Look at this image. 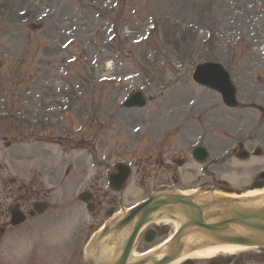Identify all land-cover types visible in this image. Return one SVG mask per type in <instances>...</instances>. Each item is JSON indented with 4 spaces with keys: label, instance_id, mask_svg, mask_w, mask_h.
Segmentation results:
<instances>
[{
    "label": "rangeland",
    "instance_id": "374dc122",
    "mask_svg": "<svg viewBox=\"0 0 264 264\" xmlns=\"http://www.w3.org/2000/svg\"><path fill=\"white\" fill-rule=\"evenodd\" d=\"M30 23L43 28L30 31ZM0 62V211L15 204L21 184L48 203L43 216L5 234L0 264H84L79 251L106 219L73 201L65 164L89 163L85 151L98 164L126 162L132 174L122 202L136 204L161 184L154 159L166 119L184 122L189 144L206 137L216 181L235 194L264 172V114L227 109L190 79L196 65L218 63L239 102L264 108V0H0ZM137 91L150 100L146 108L121 109ZM238 143L261 156L238 161ZM192 164L182 171L183 190L206 180ZM149 248L137 242L133 251ZM254 252L236 258L264 264Z\"/></svg>",
    "mask_w": 264,
    "mask_h": 264
},
{
    "label": "water",
    "instance_id": "95a60500",
    "mask_svg": "<svg viewBox=\"0 0 264 264\" xmlns=\"http://www.w3.org/2000/svg\"><path fill=\"white\" fill-rule=\"evenodd\" d=\"M193 80L198 84L212 87L221 92L225 105L238 106L233 100L231 83L226 73L219 66L213 64L198 66L193 75ZM144 104L143 96L135 94L124 103V107H143ZM198 152L196 151V153ZM245 157L247 155L244 153L238 155V158L241 159ZM253 187L258 188L256 184ZM222 191L231 193L230 190ZM156 211L174 213L165 215L171 217L172 220H174L173 215H177L180 224L176 235L168 244L165 258L153 264H167L175 259L182 249L183 240L189 235L200 236L214 244L264 246V206L249 207L243 200L202 195L192 198L156 196L127 214L121 221L107 225L101 234L92 241L91 247L95 248L106 235L118 233L126 228L129 230V237L124 244L123 254L118 261L112 263L125 264L138 232L152 219ZM19 221L20 218L16 217L15 223H19ZM151 261V257H146L135 264H147ZM90 264H105V262L94 263L92 261Z\"/></svg>",
    "mask_w": 264,
    "mask_h": 264
},
{
    "label": "flooded vegetation",
    "instance_id": "af4514ba",
    "mask_svg": "<svg viewBox=\"0 0 264 264\" xmlns=\"http://www.w3.org/2000/svg\"><path fill=\"white\" fill-rule=\"evenodd\" d=\"M174 129V134H172V130ZM181 126L179 122H167L165 121L164 125H162L161 131H162V139H161V145H160V153H159V163H160V169L162 171V177H161V186L162 188H168L173 189V191H177L178 189L181 190L179 187L181 185L180 181V170L183 168V166H186L188 163V159L185 157L183 158V155H185V144L182 142V136L180 132ZM74 169H76L75 172L71 173L72 165L68 164V167L65 170L66 176L70 177L71 179L75 178V175L80 178V183L83 181V178L86 176L84 171L83 163H79ZM80 167H82L80 169ZM203 174L206 176V181L204 182V186L206 188L208 187H214L215 186V179L213 176V173L208 172L206 169H202ZM91 184L89 185L88 194L85 192L82 196L88 201L87 208L92 210V216H95L94 214L95 210H98V213H100L101 210H104L105 214L111 215L113 214L118 207L121 205V199L117 196H110L107 193L102 192V180L100 175L94 176V178L91 180ZM29 187L25 185H21L16 190V204L14 207H9L7 209H4L0 211V225L6 224L7 218L9 217V214H12L14 211H17L23 206V195H28L29 193ZM32 191V189H31ZM105 204H108V208H104ZM3 219V220H2ZM1 230H3L2 226H0V234ZM165 232L168 233V229H165ZM165 233V234H166ZM158 235V233H157ZM143 242V241H142ZM259 257L264 261V252H258ZM194 264H244V261L239 258H230L228 260L222 259V258H216L211 261H205V262H196Z\"/></svg>",
    "mask_w": 264,
    "mask_h": 264
},
{
    "label": "bare ground",
    "instance_id": "6f19581e",
    "mask_svg": "<svg viewBox=\"0 0 264 264\" xmlns=\"http://www.w3.org/2000/svg\"><path fill=\"white\" fill-rule=\"evenodd\" d=\"M106 69L109 68V65L106 64L105 66ZM229 198H237L236 196H229ZM240 200H246L247 203L246 206H259L264 204V194L263 191L259 190H254L250 192H245L243 193L240 197H238ZM161 222V221H160ZM162 224L165 225H170L172 226L173 231L178 227V224L176 223H170L167 221L161 222ZM125 235V234H124ZM122 235L120 238L115 240L113 245L110 247L107 244H102V246L99 248L100 249V255L99 257L103 256L104 258H112L114 257L117 253H119L120 248L122 246L123 238L125 237ZM165 246L166 243L161 244L160 246L152 249L148 254H154L156 255L155 258L159 259L163 256L165 253ZM183 250L180 255V258L176 261H174L172 264H180L183 260H208L212 259L217 255H224V256H234L237 254L241 253H246L250 252L253 250L252 248L248 247H241V246H236V245H211L210 242L204 240L200 236H189L184 239L183 242ZM191 246H197L198 250L189 253V249ZM139 258L137 254H133L130 259L135 260Z\"/></svg>",
    "mask_w": 264,
    "mask_h": 264
}]
</instances>
